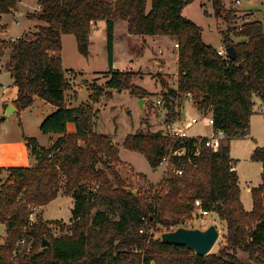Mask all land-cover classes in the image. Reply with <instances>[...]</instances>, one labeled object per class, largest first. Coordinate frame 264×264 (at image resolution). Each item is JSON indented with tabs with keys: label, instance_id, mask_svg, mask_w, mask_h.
Returning a JSON list of instances; mask_svg holds the SVG:
<instances>
[{
	"label": "trees",
	"instance_id": "obj_1",
	"mask_svg": "<svg viewBox=\"0 0 264 264\" xmlns=\"http://www.w3.org/2000/svg\"><path fill=\"white\" fill-rule=\"evenodd\" d=\"M38 1L42 9L29 15L40 23L37 29L9 41L0 38V54L8 49L6 69L18 88L14 100L18 110L31 106L35 96L44 99L56 110L44 118L40 129L61 136L49 148L34 137L26 138L36 164L8 168L10 177L0 187V222L7 229L0 264H264V146H256L251 156L263 164L262 183L252 188V210H246L241 200L239 174L230 155V141L248 135L255 112L253 96L264 102L263 22L252 19L253 13L238 15L225 0H211L228 26L220 32L224 46L236 48L233 59L206 43L203 28L183 14L195 0H151L150 6L149 0ZM17 5L18 0H0V19ZM118 19L127 22L130 34L177 39L178 87L161 77L160 100L175 114L176 100L191 93L197 110L212 113L213 129L227 135L221 150L203 145L198 156L191 152L195 140L186 142L187 154L171 160L184 173L173 171L144 195L129 190L114 165L121 161L118 145L97 131L94 104L106 90L110 94L128 90L140 98L152 94L133 84L130 71L113 66ZM99 20L107 23L106 82L90 84L88 102L68 106L66 91L72 82L63 66L62 37L74 34L80 53L88 57L92 25ZM69 123L75 124L74 132L68 131ZM124 146L143 153L157 168L173 146L184 145L161 130L149 129L127 135ZM66 193L74 199L69 233L54 235L50 224L61 225L60 220L30 221L34 207ZM196 198L226 222V245L218 253L198 255L185 245L153 237L159 226H174L168 231L182 226L192 216ZM24 236L32 240L31 249L15 255ZM44 239L48 246H43Z\"/></svg>",
	"mask_w": 264,
	"mask_h": 264
},
{
	"label": "rangeland",
	"instance_id": "obj_2",
	"mask_svg": "<svg viewBox=\"0 0 264 264\" xmlns=\"http://www.w3.org/2000/svg\"><path fill=\"white\" fill-rule=\"evenodd\" d=\"M27 1H25L27 6L23 7L25 13L17 16L15 22H10L11 15L7 17L8 24H10L8 35L5 34L7 25L1 24L3 28L0 29V38L9 41L21 37L30 30L33 21H37L33 17H31L33 21L28 18L32 12H29L28 16L26 13L27 7L30 10L34 9L37 1L30 0L28 3ZM207 4L209 2H206L204 6L203 0H195L184 8L183 14L203 28V40L206 43L219 49L223 45L220 31L226 30L228 26L223 18L218 16L221 9H215L213 5L207 7ZM225 5L226 7L236 8L240 16L253 13L252 19H260L264 24V1L262 0H240L239 3L236 0H225ZM206 10H208L207 14ZM34 13H39V10L34 11ZM2 18L0 22L3 20ZM243 20L240 19L238 23L242 24ZM90 34V55L88 57L80 53L74 34L64 36L62 55L65 62L63 65L65 70H73V74H70L69 78L75 90L70 92V89H68L69 91H67L74 99V106H80L88 102L90 99V84L97 81L100 85H104L106 77L103 76V73L110 70L106 21L100 20L97 25L92 27ZM176 41L175 37L169 35L130 34L127 22L118 19L115 26L113 52L115 68L121 71H130L133 75V84L147 89L152 94L147 97L148 100L144 103V111L141 109L140 97L128 90L122 92L112 90L111 94L109 90H106L108 92L104 94L102 99L94 104L95 110L99 113L97 131L110 136L119 147L122 161L115 163V167L125 179L126 184L143 195L151 185L158 186V183L168 174L173 173V170L171 168L167 169L166 165L155 168L143 153L126 148L124 140L127 135L135 132H146L149 129L165 132V122L183 123L186 113L188 117L197 118V122L188 129L190 137L206 136L213 129L211 115L201 114L194 103L187 102L186 95L178 99L177 108L174 109L175 114H170L163 101L160 100L164 89L160 81L161 77H164L171 86L178 85V47L175 46ZM8 59L9 52L8 49H5L0 54V69L2 70L0 79L2 85L6 88L3 89L1 86L0 93L6 92L7 96L10 97L16 94L17 97L18 92L14 79L6 69ZM253 98L255 112L251 116V136L233 138L230 141L231 154L235 159V168L238 170L241 179V200L247 206L252 205V195L249 192V187H255L259 183L262 173V163L253 160L251 157L253 148L256 147L255 144L264 146V102L257 95ZM44 101V99L36 96L28 110H19L7 119L0 120V179L3 180L2 183L8 181L10 177L8 164L14 163L15 166L11 167H16L17 164L25 166L34 162L33 159L35 158L31 147L27 145L28 148H23L22 138L34 137L40 139L44 147H51L50 134H44L40 129V124L43 121L40 118H42L41 116H48V107L51 106L50 103ZM3 115L4 113L0 111V118ZM205 119L209 122L207 123ZM10 143L9 149L6 148L7 144ZM10 154L16 155L19 159H24L22 161L24 163L6 161L5 155L9 156ZM9 160H12V158H9ZM73 207L74 199L67 193L66 195L61 194L45 206L42 214L40 208H37L32 210L30 217L35 221L39 218L49 221L60 220L61 225L50 224L54 235L58 236L69 233L68 227L71 225ZM215 213L210 214L203 221L198 211L194 209L192 216L186 218L182 226L205 229L213 223L219 224L220 217ZM169 227L173 228L174 226H159L157 230H154L153 237L155 239L161 237L162 233L168 231ZM6 233V224L0 222V239ZM224 245H226L224 230H221L220 238L210 253H218ZM19 253L20 255L28 253V246H20Z\"/></svg>",
	"mask_w": 264,
	"mask_h": 264
},
{
	"label": "built area",
	"instance_id": "obj_3",
	"mask_svg": "<svg viewBox=\"0 0 264 264\" xmlns=\"http://www.w3.org/2000/svg\"><path fill=\"white\" fill-rule=\"evenodd\" d=\"M22 0H18V3L21 2ZM42 6L38 1V4L36 6V10H41ZM1 29V26H0ZM178 46V43L176 44ZM219 54L229 58L230 56L228 55L226 49H220ZM187 98L189 101L193 102V96L191 93L187 94ZM206 115V114H205ZM185 121L183 123H178L175 124L173 122L167 121L165 122V133L170 135L176 142L181 143V147H175L173 146L170 150L169 153L162 159L160 165H166L167 169L171 168L177 175H182L184 170L182 168H178L175 165L171 163V160L175 156H184L187 154L189 149H187L186 142L190 140H195L193 150H191L192 154L194 156H198L201 151H202V146L205 145L206 147L210 148L212 151L217 152L221 150L225 140L227 139V135L224 131H215L212 129L206 136H197V137H190L188 134V129L197 122L196 117L192 118H185ZM206 122L208 123L209 120L205 119ZM213 123V121H212ZM52 153L50 154V156ZM194 207L198 211L199 216L202 218L203 221L207 219V217L210 216V214H213L214 212L211 210H208L203 207L202 200L200 198H196L194 200ZM30 221L34 222L35 220L30 217ZM141 232L144 231V227L140 230ZM31 244L32 240H28L25 236L22 237L18 241V249L14 251V254L17 255L19 253V247L20 246H28V252L31 249Z\"/></svg>",
	"mask_w": 264,
	"mask_h": 264
},
{
	"label": "crops",
	"instance_id": "obj_4",
	"mask_svg": "<svg viewBox=\"0 0 264 264\" xmlns=\"http://www.w3.org/2000/svg\"><path fill=\"white\" fill-rule=\"evenodd\" d=\"M25 1H27V0H22L21 2H19L18 3V5H17V8L14 10V12L13 13H11V14H7V15H4V16H2L3 18V20L1 21V24L2 25H4V24H6L7 25V30H5V34H9V29H10V24H8V21H7V17L9 16V15H11V17H10V22L11 23H13V22H15L16 21V17L17 16H19V15H21V14H24L25 12H24V6H27V4H26V2ZM30 0H28L27 1V3L29 2ZM37 1V3L36 4H38V0H36ZM262 1H264V0H262ZM206 2H209V4H207V7H208V5L210 6H212L213 5V3L211 2V1H209V0H203V4H204V6H205V4H206ZM236 2L237 3H239L240 2V0H236ZM149 5H151V0H149ZM37 6V5H36ZM28 9H27V11H26V13H27V16H28V13L30 12H32V13H34V11H36V7L34 8V9H32V10H30L29 9V7H27ZM207 12H208V10H206ZM14 14H15V17H14ZM28 18H30V17H28ZM32 21H33V19L32 18H30ZM256 20H260V19H256ZM100 21V20H99ZM99 21H95V22H93V25H92V27L94 26V25H97L98 24V22ZM260 21H262V20H260ZM263 22V21H262ZM40 23L38 22V21H33V25L31 26V28H30V30L28 31V32H33V31H35L36 29H37V26L39 25ZM28 32H26V33H28ZM25 33V34H26ZM66 34H64L63 35V37H62V40L64 41V36H65ZM91 35V34H90ZM5 37V36H4ZM11 38H14V37H11ZM176 44H177V41H176V43H175V46H176ZM176 47H178V46H176ZM220 49H226V47L224 46V44L222 45V46H220L219 47V50ZM61 54H62V52H61ZM178 57H179V54H178ZM62 59H63V64H64V62H65V60H64V57H63V55H62ZM159 64H160V62H159ZM64 66V65H63ZM114 66V68H115V64L113 65ZM66 68V67H65ZM67 70V75L70 77V74L72 73L73 74V72H70V69H66ZM2 70L0 69V72H1ZM72 82V81H71ZM2 86V88L3 89H5L6 87L5 86H3L2 85V80L0 79V87ZM16 86V85H15ZM172 87H174V88H177L178 87V85L176 86V85H172ZM16 88H17V86H16ZM73 88V89H72ZM72 88L70 89V92H72V91H74L75 90V88H74V85H73V83H72ZM69 91V90H68ZM68 91H66V100H67V105L68 106H74L73 105V101H74V99L73 98H71V96H70V94H68ZM17 92H18V88H17ZM74 94V93H73ZM0 95L2 96H0V111H2L3 113H4V115L6 114V110H7V108H8V106L11 104V105H13V107H15V111L13 112V113H11L9 116H6V118L5 119H7L8 117H10L12 114H15L16 112H18L19 110H18V108L16 107V105L14 104V99L16 98V94L15 95H11V97L10 96H7V93L6 92H3L2 94L0 93ZM256 95V94H255ZM254 95V96H255ZM257 96H259V95H257ZM36 97V96H35ZM35 97H34V100H35ZM261 99H262V97L261 96H259ZM254 99V98H253ZM186 100H187V102L189 101V99L187 98V96H186ZM263 100V99H262ZM177 102H178V100H176ZM45 102V101H44ZM177 102H176V106H175V110H176V108H177ZM190 102H192V101H190ZM255 102V101H254ZM193 103V102H192ZM51 106L50 107H48V110H49V114H51L52 112H54L55 110H56V107L55 106H53L52 104H50ZM76 106V105H75ZM31 106H29L28 108H26V110H28L29 108H30ZM185 111V110H184ZM199 111V110H198ZM21 112V111H20ZM200 112V111H199ZM186 113V112H185ZM201 114H202V112H200ZM48 114V115H49ZM3 115V116H4ZM208 115V114H207ZM210 115H211V119L213 120V116H212V113H210ZM2 116V117H3ZM2 117L0 118V120H4V119H2ZM42 118H40V119H42V120H44V118L46 117V116H41ZM192 118V117H188V114L186 113L185 115H184V119L185 118ZM185 121V120H184ZM251 122V121H250ZM41 125V124H40ZM25 127V126H24ZM75 128H76V126H75V124L74 123H69V125H68V131L69 132H74L75 131ZM251 128V123H250V127H249V132H248V135H247V137H249V136H251V131L250 130H252V129H250ZM25 136H27V134H25ZM61 135H59V134H50V140H51V142H52V144L56 141V139L58 138V137H60ZM22 138V137H21ZM38 140V142H39V144L41 145V146H43L42 144H41V141H40V139H37ZM22 146H23V148H28L27 147V145L29 146V144H28V142H27V139H23L22 138ZM11 145V143L10 144H7V146H6V148H8L9 149V146ZM256 146H258V144H255ZM255 148V147H254ZM253 148V149H254ZM26 152H27V150H26ZM230 155H231V158L232 159H234L233 158V156H232V154H231V152H230ZM9 158H12V160H9ZM34 158H35V156H34ZM121 158V157H120ZM5 159H6V161H11V162H22V161H24V159H19L16 155H14V154H10L9 156L8 155H5ZM34 160V162L32 163V164H28V165H25V166H33V165H35L36 164V158L35 159H33ZM122 161V160H121ZM22 163H24V162H22ZM262 163V162H261ZM14 163H11V164H8L7 166H9V167H11V166H15V165H13ZM235 165V164H234ZM0 166H1V164H0ZM16 167H21V164H17L16 165ZM237 170V169H236ZM262 171H263V164H262ZM237 172H238V170H237ZM238 174H239V172H238ZM2 179H0V187H1V185H2ZM240 182H241V179H240V174H239V185H240ZM262 183V173H261V178L259 179V183L256 185V186H258L259 184H261ZM252 188H253V186L252 187H249V192L251 193V195H252ZM61 194H59L57 197H59ZM64 195H66V194H64ZM67 195H69V194H67ZM72 198H73V196L72 195H70ZM242 199V198H241ZM242 202H243V200H242ZM243 204H244V202H243ZM46 206V205H45ZM45 206H36V207H34L33 209H37V208H40V212H41V214H42V212H43V210H44V208H45ZM244 207H245V209L246 210H252V208H253V197H252V205L251 206H247V205H244ZM73 210V209H72ZM214 214V213H213ZM216 214V213H215ZM35 220V219H34ZM216 224H218V223H216ZM52 225V224H51ZM219 225H220V227H219ZM218 228H219V230H220V233H221V230L223 231L224 230V234L226 233V222L225 221H223V220H221L220 219V221H219V224H218ZM6 235H7V233L5 234V236H3V238L2 239H0V243L1 242H3V240H4V238L6 237Z\"/></svg>",
	"mask_w": 264,
	"mask_h": 264
},
{
	"label": "water",
	"instance_id": "obj_5",
	"mask_svg": "<svg viewBox=\"0 0 264 264\" xmlns=\"http://www.w3.org/2000/svg\"><path fill=\"white\" fill-rule=\"evenodd\" d=\"M226 51L230 58H237V51L234 45L226 47ZM147 97L140 98L141 109L144 111V103L147 101ZM15 111L13 105H9L6 114L2 117L5 119ZM130 191L136 193L137 191L129 188ZM222 208V205H219ZM220 230L217 224L213 223L209 227L202 229L198 227L190 228L180 226L174 230H169L161 235V240L164 243L185 245L195 251L198 255H207L211 252L218 239L220 238ZM50 243L44 239L43 246H48Z\"/></svg>",
	"mask_w": 264,
	"mask_h": 264
}]
</instances>
